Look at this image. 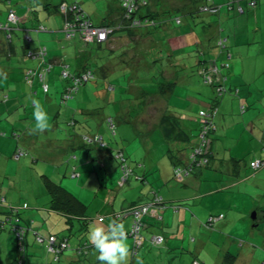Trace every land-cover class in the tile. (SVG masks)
<instances>
[{
  "label": "rangeland",
  "instance_id": "1",
  "mask_svg": "<svg viewBox=\"0 0 264 264\" xmlns=\"http://www.w3.org/2000/svg\"><path fill=\"white\" fill-rule=\"evenodd\" d=\"M61 1L63 0H50V2L56 4ZM67 1L71 2L73 0ZM78 1L83 4L88 16L95 24H99L106 18L109 10L112 9L116 12L118 10L117 3L119 2V0ZM196 1L148 0L147 5L150 7L151 12H157L154 6L158 10H169L165 16L174 19V24L169 26L170 29L163 27H160L159 30L151 29V32H153L152 37L157 42V45L153 43L149 49L145 50V55H143L141 61L142 63L146 62L145 64L141 63L136 68L137 70L132 71L130 68H118L122 64L120 61L116 62V65L113 62L114 68L108 71V78L105 77L106 79H112L110 80L111 85L116 87L117 93V98L109 104L112 107V113L119 121L115 119V122L112 118L115 124L112 127L109 122L110 118H107V123L113 132L111 147L114 148V151L119 148L124 149L126 153L125 157L128 160L127 163L132 170L130 179L120 185V180L123 178L122 174L119 178L117 177L116 181L111 180L113 172L109 171L107 173L105 169L98 167V165H96L97 168L92 167L88 172H84V174L88 173L91 176L89 180L85 181L81 179V176L72 177L69 172L70 170L66 173L59 169L55 171L54 168H51V171L47 174V167L44 163H33V155L29 154V151L24 147L22 148L28 152L27 155L22 154L21 159H14L12 157V161L15 164L17 163L15 167L9 166L8 170L11 173L13 172L12 174L6 170L7 163L1 161L0 181L4 180L3 185L0 183V186L4 187L1 196H6L7 199L2 204L6 206L5 208L13 206L15 209L18 208V212L22 214L26 213L28 215L31 213L33 215L28 216L27 222L21 221V223H28L29 225L31 230L29 231V236L30 238L32 237L31 244L33 240L36 243L34 235L36 229L39 233L45 235L55 232L60 237L64 235L68 236L74 247L78 245L76 242L78 243L80 238L86 239L87 237V228L83 229L81 227L78 229L81 225L78 220L72 225L66 222L63 214L50 208L51 197L47 192V182L52 181L62 185L74 195H76L75 193H80L78 195L87 205V214L92 218L89 221L91 223L97 221L96 219L99 218H95L96 215H104L97 212V206H100L102 199L97 194V189L101 181L105 182L107 180L110 188L119 190L118 211L122 210L125 197L131 196L132 193L143 194L144 191H141V188L146 187L148 191L150 187L152 188L151 185L157 191L162 190L164 192L168 190L172 191V194L179 195L202 194L201 197H205L204 206L206 214H199L193 209V206L191 207L190 219L193 222L189 220L186 225H180L176 221L177 219L172 217L174 215H170L173 219L170 222L171 225L161 219L156 222L158 224L155 227L150 226V229H144L145 244L140 247L138 255L133 257L134 262L130 253L129 264H137V257L143 260V264H194V260H199L203 264H224L228 261L231 264H262L264 260V167L258 166L256 167L258 171H255V169H250V164L253 161L257 162L259 159L264 158V35L260 37L258 42H254V34L260 33L259 30H256L255 32L252 31L253 34L249 39L245 34H239L236 40V30L238 29L235 30V25H233L236 14L231 11L240 8L239 5L246 7L249 0ZM110 4L112 6L109 7ZM188 4L189 6L196 4V7L194 6L195 8L189 10L186 8ZM202 5L205 6V9L201 7ZM173 6L180 8H173ZM190 12H194V15L191 16L190 14L192 13ZM54 13L55 15L59 14L58 16L61 19L62 15L59 11H56V8L54 9ZM157 14L160 15L162 13L158 12ZM188 17H191L189 19L192 20L191 26L184 25ZM207 21L215 25L211 29L212 32H217L221 26L225 28L224 33H228L233 41L231 44L225 45L229 51L226 52V55L223 54L224 62L221 63L219 61L218 63V69H221V75L218 77L223 78L224 85L226 86V91L223 95H220V104H218L213 117L214 124L218 129L212 134V138L214 137L212 145L218 156L214 159L216 161L215 164L211 167H204L206 169L203 168V174L201 175L203 179L200 176L196 179L190 177L189 180L187 179L182 183V181H178L177 178L173 177L174 166L170 157L166 154L169 146L174 147V142L180 143V141L165 140L162 136V131L159 129L152 136V143L150 141L148 144L151 146L152 151L148 152L146 146H143L142 140L146 138V127L143 122L137 120V116L144 105L141 104L139 98L134 97L135 93L131 91V84L141 85L149 81V84H153L154 86V83H151V81H159L160 78L158 79V77L163 75V69H165V74H169V69L174 68L171 61H169L170 58H174L172 61H174L179 69L180 82L175 83L176 86L173 85V94L168 97L171 100L169 113L176 114L180 117L179 119L185 117L187 125L195 124L191 118L196 115L197 121L201 111L210 109L211 100L209 98L216 97L217 93L215 89L217 87L205 81L204 72L206 73L209 69H213L217 64L210 60L204 63L210 56L207 53H202L201 47H204L201 41H199L200 45L197 46L192 36L188 39L187 33L191 31V35H198L204 30L203 24ZM162 23L158 22L157 24L161 25ZM261 23L264 29V21H261ZM186 28L189 31H186ZM255 29L256 27H254ZM173 33H175L174 35H185L186 44L194 49V53L188 52L185 54L182 51L172 54L170 49L179 47V44L174 43L176 39H173ZM67 40L71 42L69 39ZM195 40H198V38ZM188 42L191 44L189 45ZM83 44L84 42L81 40L80 45L87 51H92L96 46L86 45L85 47ZM141 45V42H139L135 48L136 50L130 51L131 55L127 56L126 60L136 64L139 55H136V53L135 55L132 54L133 52L140 51ZM119 50V53H115V51L108 53L118 57L120 53H124V49L118 48ZM97 51L99 50L97 49ZM217 51L219 52L220 49L217 48ZM73 56L76 58L75 55ZM86 56L89 59L88 63L91 65H97L102 60L93 53L91 55L87 53ZM213 57L212 59H214ZM67 61L68 63H72L75 60L69 56L67 57ZM183 62H186L184 68ZM164 64L167 66L165 67ZM105 78L97 80L103 81ZM58 79L60 82L66 81L61 75L58 76ZM94 79L89 81L93 82ZM35 80V84L38 85L37 81L39 79L35 78ZM166 88L167 86H164V89ZM150 89L153 92L157 90L155 87H151ZM162 89L163 87L160 89V93L163 95ZM249 91H251L250 94ZM105 104L103 102V105ZM125 105L126 108L130 106L133 108L132 119L127 118L126 120L121 113ZM201 108L202 110H200ZM108 112H110L109 109ZM116 129L118 133H115ZM117 144L122 146H115ZM185 145H188V143ZM176 151L174 150L173 152L175 153ZM67 153L69 152L67 151ZM25 158H27V162L23 164ZM73 158L76 157L73 156ZM234 159L242 162V164L246 163V168L243 169L244 172L242 174H250L253 171L252 177L244 178L242 182L235 184L228 182L229 176L226 174L228 170L226 168L227 162ZM117 163L116 161L115 170H118L120 173L123 170L121 169V165L118 166ZM20 170L21 173L18 174L17 172H20ZM80 171L83 172V169L80 168ZM146 173L147 183H143L141 180L136 181L137 179H135L137 184H130L135 175L140 174L142 177ZM50 174L56 176L57 180L48 178ZM64 183H67L68 186ZM186 184H189V186ZM217 198L220 199L217 200ZM222 199L226 200L222 201ZM173 203V200L168 202L171 206ZM171 210L175 211L174 208ZM254 211L257 212L256 219H253L251 216ZM221 212L224 213L225 217L217 222L213 229L199 225V218L205 217L207 219L209 214L219 215ZM192 214H195L196 220L193 219ZM222 223L224 226L219 227ZM5 232L7 233L8 231H0V240L1 236L6 234ZM159 232L164 234L166 239L162 244H155L151 241V238L154 233ZM0 246H2L1 243ZM33 246H35L32 248L33 252H30L31 255H27V258L29 257L33 263L64 264L65 254L62 253L59 260L55 261L54 254L48 251L45 244L41 245V247L37 245ZM5 251L0 248V264H20L23 261V257L10 261ZM227 253V259L225 260ZM16 254L15 248V252H10L8 256L13 257ZM83 264L96 263L83 261Z\"/></svg>",
  "mask_w": 264,
  "mask_h": 264
},
{
  "label": "crops",
  "instance_id": "2",
  "mask_svg": "<svg viewBox=\"0 0 264 264\" xmlns=\"http://www.w3.org/2000/svg\"><path fill=\"white\" fill-rule=\"evenodd\" d=\"M200 2L203 1L201 0ZM47 3L49 4L52 2H50V0H0V9L3 13V17L6 16L7 10L11 7L15 8L16 12L19 15V26H13V29H11V32L13 34V39L11 42L6 41L5 35L7 32H5V30L4 32L0 33V163L1 161L7 163L6 170L7 172L11 173L8 170L9 166L15 167V165H17V163L15 164L12 161V157L16 159L13 154L18 149L24 150L22 148L24 147L29 151V154L33 155V163H44V165L47 167V174L51 171V168H54L55 171L59 169L62 172L66 173L70 170V174L73 171H79V176H81V179L85 181L89 180L91 176H89L88 173L84 174V172H88V170H90L92 167L97 168L96 165H98V167H102V169H105L107 173L109 171H112L113 177L111 180L116 181L117 177L119 178L121 174L123 175L122 172L119 173L118 170H115L116 161L118 162L117 164L119 166V160L116 158V153L118 151H122L124 155H126V153L123 148H119L118 150L114 151V148L111 147L113 132L107 123V118H113L115 122V119H118L112 113V107L109 104L112 100L117 98V93L116 87L111 85L112 83L110 80L112 79H106L108 78L107 73L114 68L116 62L118 61L122 62V64L118 66V68H130L132 71L137 70L136 68H138V66L142 63L141 61L143 55H145V50L149 49L153 43L157 45V42L152 37L153 32L151 31L154 29L159 30L160 27L170 29L169 26L174 24V19H172L171 17H166L163 10H158V8L154 6V9L157 12L162 13L159 15L160 23L163 22L161 25L159 24V26L157 27L142 26L139 28H130L124 26L122 22L121 6L120 2H118V10L116 12L112 9L109 10V14L107 15V17L99 23L102 24V22L105 21L106 23H109L113 26V33L110 36L109 40L104 42L101 46H95L94 49L96 50L93 49L92 51H87L83 46L80 45L81 39L79 37H75L74 40H70L71 42L67 40L63 31L65 16L61 14L62 16L60 19V16H58L59 14L55 15L54 10L50 9L48 5H46ZM110 6H112V4H110L109 7ZM188 6L186 7L187 9ZM193 6L196 7V4H193ZM173 8L179 9L180 7L173 6ZM190 15L193 16V14ZM189 19H191V17H188L186 19L184 24L185 26H191L192 20ZM240 20L242 23H244V21L250 22V29L244 27L241 29V32H239V34H245L249 39L252 36L253 32L259 30L260 33H256L257 35L254 34V42H258L260 37L264 35V29L261 26V21H264V0H259L257 9V22L253 23L251 19H249L248 21L246 20V18H240ZM204 23L209 22L207 21ZM39 24H43L46 27V30H38L37 27ZM250 26L253 27V29ZM254 27H256L255 30ZM23 28H28L31 34L32 40L29 44H27L28 42L23 37ZM187 30L189 31L188 28H186V31ZM209 32V28L204 27V30L201 31L198 35H191V31L188 32L187 35L188 39H190V36H192L194 42L198 46L200 44V40L206 41L209 39ZM174 34L175 33H173L172 35L173 39H176L174 43L179 44V47L172 48L173 51L170 49V52L172 54H174L175 52L180 53L182 51H184L185 54H187L188 52L194 53V49L187 46L184 38L185 35L182 36ZM238 37L236 38V40L238 39ZM197 38L198 40H195ZM79 40L80 42H78ZM139 42H141L142 44L141 50H137L138 52H133L132 54L135 55L136 53V55H139L136 64H134L133 62H130L126 59L127 56L129 57L131 55L130 51L136 50L135 48L136 46H138ZM188 44L190 45L191 43L188 42ZM29 47L33 48L34 50L37 47H45L47 59L52 60L54 63L53 68L45 74V81L42 80L39 76V71H42L41 67L45 62L43 59L28 57L26 51L29 50ZM118 48L124 49V53H120L118 57H115L114 55H111V53H108L113 51H115V53H119L120 50L118 51ZM97 49L99 51H97ZM87 53H89L90 55L92 53H98L97 57L99 56L98 58H101L102 60L99 61L100 63H98L97 65H91L90 63H88L89 59L86 56ZM207 54L210 57L214 56L216 58L215 51H210ZM73 55H75L76 58ZM69 56H71L75 61H73L72 63H68L67 57ZM83 57H85V59H83ZM172 59L174 58H170L169 61H171L174 68L169 69V74H165V69H163V75L161 77H158V79L160 78V80L151 81V83H154V86L153 84H149V81L144 82L141 85L131 84V91L135 93L134 97L136 96L137 98H139L141 104L144 105L143 109L138 112L137 120H140L145 124L146 138L143 139L142 142L143 146H146L148 152L152 151L151 146L148 144L150 141L152 143V136L156 133L157 130L160 129V131H162V136L166 140L163 127L164 125H162V118H164L165 115L176 116L180 128L184 131L183 137L186 138V140L191 139L187 141H180V143L174 142V147L168 145L169 147L166 150V154L168 157H170L174 166V161H177L181 164H186L185 162L188 161L191 145H193L196 141H200L198 133L201 123L199 117L196 121V115L191 118V120L195 124L192 123L190 125H187L185 117L183 119H179L180 117L176 114L169 113V104L171 100L168 99V97L173 94L172 91L174 89L167 90V88L164 89V86L171 82H173L174 85L175 83L180 82L179 69L177 68V65L174 63V61H172ZM113 62H115V65L113 64ZM145 63L146 62H143L142 64ZM185 63L186 62H183V68ZM63 64H68L69 69L72 72H80L87 66H91L94 72H96V80L94 79L93 82L89 81L90 83L87 82L81 84L79 88L76 89L74 94L65 101L62 100L61 94L70 81L65 79L66 81L60 82L58 79V76L61 75V70L64 66ZM164 66L166 67L167 65L164 64ZM164 76L167 78L164 79ZM35 78L39 79V81H37L38 85L35 84ZM101 78H105V80H97ZM163 80L167 81V83H165V81ZM42 82L43 84H49L50 88L48 92H45L43 90ZM151 87H155L157 88V90L153 92L152 89H150ZM162 87L163 89L161 91H163V95L160 93V89ZM250 93L251 91H249V94ZM34 100L41 106H43L49 113L48 126L43 131L35 130V121L32 115L34 110ZM209 100L211 99L209 98ZM103 102H105L106 104L103 105ZM108 109L110 110V112H108ZM200 110H202V108ZM121 113L127 120V118H133L132 114L134 112L131 106L129 108H126L125 105ZM257 113L260 114L259 112ZM164 124L166 125V123ZM115 133H118L117 129ZM85 135L90 137L99 135L102 137V143L92 140L86 141L84 140ZM186 143H188V145H185ZM115 146L121 147L122 145L117 144ZM176 146L179 147L176 148ZM174 150L177 151L174 153ZM67 151L69 153H67ZM212 152L214 158L211 164L213 165L216 163L214 159H216V157L218 156V154H216L214 151L213 145ZM27 153L28 152L25 151L24 155H27ZM73 156L76 158H73ZM21 157L22 156H20L18 159H21ZM26 162L27 158L24 159L23 164H25ZM63 165L65 166L63 167ZM245 165L246 163L242 164V162L236 164H234V162L232 161L227 162L226 168L228 170L226 174L229 176L227 181L235 184L237 182H242L244 178L252 177L253 171L250 174H242V172H244L243 169L246 168ZM71 166L73 167L71 168ZM80 168L83 169V172L80 171ZM250 169L252 170V167H250ZM21 170L17 173H21ZM202 174L203 169H197L194 173L186 175V178L183 179L182 183L187 179L189 180L190 177H194L195 179L199 176L201 177ZM134 177L130 182V184L132 185L137 184L135 182V179H137L136 181L141 180L143 181V183L148 182L146 179L147 173L142 177L140 174H137ZM48 178L57 180V177L53 174H50ZM128 179H130V177ZM3 181H0L1 185L4 184ZM64 184L68 186L67 183ZM186 185L189 186V184ZM109 186L110 185H108V181L105 180V182H100L98 186L99 188L97 189V194L102 197L101 202L99 201L100 206H97V212H99V214L103 213L104 215H96L95 218L99 217L98 219H96L97 221L103 218L105 225H107V223L112 219H118L121 222L125 223L128 230L132 223V217L129 216V214L131 213V207L136 203H145L151 201L156 193L164 198L165 201L166 207L161 208V204L159 203L158 205L160 208L157 210V212L162 215H160V217H162V220L164 222L166 221L170 223L171 220H173L170 215H174L172 217H175V219H177L176 221H178L180 225H186L189 220L193 222L190 219V211L192 206L193 209H195V211H197L199 214H206L204 206L205 197H201L202 194H172V191L168 190H165L164 192L162 190L157 191L155 187H153V185H151L152 188L150 187L148 191L146 190V187L141 188V191H144L143 194L132 193L131 196L125 197L122 205V210L118 211L117 201H119V190L110 188ZM3 190L4 187L0 186V193H2ZM75 194V196L86 205L85 201H83V199L79 196L80 193ZM218 199L220 198H217V200ZM172 200L174 201V203L171 206L170 204H168V202H171ZM225 200L226 199H222V201ZM173 208L175 209V211L171 210ZM121 213L124 215L121 216L122 219H119L118 216ZM219 214H222V212ZM29 215L33 216L31 213H29L28 215L26 213L22 214V220L24 222H27ZM210 215L213 214H209V216ZM86 216L91 218V216L87 214V205ZM192 217L195 220L197 218L195 214H192ZM224 217L225 215L219 220H216L215 224L221 221ZM207 220L208 219H205V217L199 218V225L205 226L209 229H213L214 227L205 225V222ZM150 222L152 223L153 220L148 221V229L152 227ZM223 226L224 224L222 223L219 227ZM0 231L9 232H5L6 234L1 236V250H6L5 252L7 254V258L10 261H13L15 258L18 260L20 258V254L17 251L15 235L9 228H1ZM158 234H160V232ZM31 238L28 232L26 240V243L28 244V255H31L30 252H33L32 248L35 247L33 245H37L40 247L41 245H43L37 242L34 243V240L31 244ZM85 241H88L87 237L86 239L82 238L78 243L76 242V244L84 243ZM128 241L129 247L130 249H132L133 239L128 237ZM144 244L145 236L143 245ZM73 247L74 246H72V248ZM15 248L17 254L13 257L8 256L10 252H15ZM72 248L65 250V252H62L63 254H65L64 264H83V261H90L96 264H100V262L96 259L97 253L93 247H91L89 252L85 255H78ZM138 253L136 255H138ZM131 254L132 260L134 262V254L132 253V251ZM25 262H29V264H35L29 257L28 260L26 258ZM201 263L203 264V262Z\"/></svg>",
  "mask_w": 264,
  "mask_h": 264
},
{
  "label": "trees",
  "instance_id": "3",
  "mask_svg": "<svg viewBox=\"0 0 264 264\" xmlns=\"http://www.w3.org/2000/svg\"><path fill=\"white\" fill-rule=\"evenodd\" d=\"M119 2H120V6H121V19H122V22H123L124 26L130 27V28H132V27H138L139 28V27H142V26H151V27L159 26L157 24L158 22L160 23V21H159L160 20V18H159L160 16H158L159 14H157L158 12H155V11L151 12L150 11V7L148 5L147 6L144 5L143 7H140L139 9L134 10V11H132L130 13V12H128L126 7L123 5L122 0H119ZM63 4H68V5L77 4L78 7L80 8V10H82V12L85 13V16L88 17L90 19V21L94 25H102V26H105V27H108L109 29H111V32L109 33L108 38L106 40L101 41V42H98L97 40L87 41L86 39L83 38V36H82V34H81V32L79 30H77L72 37L68 38L66 36L65 24H64V30L63 31H64V34H65L67 39L74 40L75 37H79L84 42L85 46L86 45H88V46H90V45L101 46L104 42L109 40L110 36L113 33V29H114L113 26L111 24H109V23H106L105 21L102 22V24H95L91 20V18L88 16L86 10L84 9V7H83V5H82V3L80 1L73 0V1L69 2L67 0H63V1L59 2L58 4H52V3L48 4L47 3L46 5H48V7L50 9H52V10H54L56 8V11H59L61 14H63L65 16V22H66L71 17L72 12H70V14H67L66 12H64L62 10V8H61V6ZM258 4H259V0H249V2L247 3L246 7L245 6L242 7V6L239 5L240 8H238L237 10L231 11V12H235V14H236V19L234 20V24H233V25H235L234 26L235 30L238 29V30H236V36H235L236 38L238 37V34H239V32H241L242 28H244V27L249 28V25H250V22H247V21H244V23H242L240 18H246V20H248V21H249V19H251L253 21V23L257 22V9H258L257 7H258ZM201 7L204 8L205 6L202 5ZM193 8H195L193 5L188 7L189 10H191ZM11 11L16 12V9L12 8V7L9 8L7 10V12H6V16L3 17L2 16L3 13H2V11L0 9V22L2 24H4V25L9 23V27L4 28L2 26V28H0V33L4 32V30H5V32H7L6 35H5V38H6L7 42H11L12 39H13L12 38L13 34L11 32V29H13V26H16V25L19 24V15H18L17 12H16V14L18 16V20L16 21V23H13V22H11L9 20V15H10ZM163 12L166 14L167 12H169V10H165ZM190 13H192L194 15V12H190ZM233 16H234V14H233ZM41 25H43V24H39L37 28H39ZM214 26L215 25L213 23L211 25V22L203 24V27L209 28L210 32H209V39L208 40H206V41L205 40H200L202 45H203V47H204V48L201 47V51H202L203 54L204 53H209L210 51H213V52L215 51L216 58L213 57L214 59H212V57H210L209 59H206L204 61V63H207L208 60H210L211 62L214 60L213 63H216L217 67H219V64H218L219 62H217V61H221V63L224 62L223 54L226 55V52L229 51V50H227V46H225V45L231 44V42H233V41L231 39V36L228 33H226V34L224 33L225 28H222L221 26L218 28L217 32H215V33L212 32L211 29ZM251 28L253 29V27H251ZM43 30H46L45 26H44ZM23 31H24L23 32V37L28 42L27 44H29L31 41L27 40V38L25 37V34H29V35H31V34H30L28 28H23ZM38 48H40V47H37L36 49H38ZM217 48L220 49L219 52L217 51ZM31 50H34V49L29 47V50L26 51L27 56L30 57V58H32V56H29L28 53ZM46 55H47V53L44 56L42 55L43 60H44L45 63L41 67L42 71H39V76L44 81H45V74L47 72H49L54 66L53 61L52 60H48ZM95 55L97 57L98 53L95 54ZM219 56H220V59H219ZM39 59H41V58H39ZM99 59H101V58H99ZM63 65L64 66H63V68L61 70V76H62V78L70 81L67 84V86L65 87V89L63 90L62 94H61L62 100L65 101V100H67L68 98H70L74 94L76 89H78L81 84L87 83L89 80L94 79L95 75H96V72H94V70H93V68L91 66H87L84 70H82L80 72H72L69 69V65L68 64H63ZM219 70L221 71V69H219ZM89 71L92 73V77L90 79H88V80H82V77L85 75V73H87ZM209 71H210V69H209ZM209 71H207V72H209ZM65 72H67L66 75H65ZM204 74H205V72H204ZM75 79H80L81 81L77 82V81H75ZM205 81H206V79H205ZM206 82L209 83V84H214V87H218V85H219V84H216V82H213V83H210L208 81H206ZM46 84L48 85V89L45 90V88L43 86V90L45 92H48L50 86H49L48 83H46ZM173 85H174L173 82L166 84L167 90H171ZM225 88H226V86H225ZM215 90H216V93H217V88ZM220 95H223V94H218L217 93L216 97L214 96V98L211 99V108L212 109L216 108L218 106V104L220 103V98H221ZM164 123H166V125ZM162 125H164L163 127H164V133H165L166 139H168V140H177V141L191 140V139H187L186 140V138L183 137L184 131L180 128V125H179V122H178L176 116L165 115L164 118H162ZM189 137H191V136H189ZM199 144H200V141H196L193 145H191V150L189 152L188 161L185 162L186 164H181V163H179L177 161H174V167L176 165H180V164L181 165H186V166H191V168H192L191 174L194 173L195 170H197V169H203L204 167H211L212 166L211 163H212V160L214 158L213 152H212V147L208 148L207 152H203L202 155H200L196 160H192L191 154L194 151V149L199 146ZM13 156H14V154H13ZM205 159H206V161H205ZM259 160L261 161L260 167H264V158H261ZM232 162H234V164L239 163V161L236 160V159L232 160ZM254 162L255 161H253L252 163H254ZM119 165H120V162H119ZM250 167H252V170L255 169V171H258L256 166H254L253 164L252 165L250 164ZM122 173H123V171H122ZM74 174H76V175H74ZM131 174H130V176H131ZM79 175H80V172H78V171H73L71 173V176L74 177V178L75 177H79ZM47 187H48L47 191H48V193L50 194V197H51L50 208L52 210H54V211H57V212L63 214V216L65 217L66 222L71 223L72 225L74 224V222L76 220H78L79 224H81L78 227V229L81 228V227L83 229L84 228H88L90 217L86 216V205L79 198H77L72 192H70L67 188H65L62 185H59L57 183H54V182L50 181V182H47ZM156 194L158 195V193H156ZM156 194H155V196H156ZM155 196H154V198L151 201H154ZM6 200H7L6 196H3V195L1 196V193H0V205H1L0 206V229L1 228L2 229H8L9 228L11 230V232L15 235L17 251L19 252L20 257H23L22 258L23 261L20 264H27L25 262V260L27 258V255L29 254V252H28V244L26 243V240H27V234L31 230L29 228L28 223H26V224H21L20 223L21 220H22V213L18 212V210H19L18 208L15 209L13 206H10V208H5L6 206H3L2 202H5ZM145 203H147V202H145ZM138 204H142V203H136L131 208H133L135 205H138ZM160 204L161 205L165 204L164 198H162ZM161 205H160V207H161ZM160 207H159L158 204H155V209L158 210ZM175 207H178V206H175ZM157 210H156V213L152 214V212H151L150 214H147V215L144 216V220H145L144 221V226L141 229V233H142L143 236H144L143 230L149 227L148 221L153 220V222L152 223L150 222V224L152 226H156V224H157L156 222H158V221H160L162 219V217H160L161 214L159 212H157ZM123 215L124 214H122V213L119 214L118 218L122 219L121 216H123ZM129 216L132 217V223H131L130 228L128 229V232H130V230L132 229L133 221H134L133 215L129 214ZM216 216H218V215H210L207 219L209 220L210 217H216ZM208 220L205 222V225L214 227L215 222L213 221L214 222L213 224H208L207 223ZM15 225H19V227H23L25 229V230L22 231L21 236H19V234H18V232H20V230H17L16 227H14ZM154 234H156V233H154ZM160 234L163 235L162 233H160ZM34 235H35V242H37L39 244H45L47 246L48 251L54 254L55 261L59 260L60 255L62 254V252H65V250L70 249L73 246L72 243L70 242V238L68 236L64 235V236L60 237L55 232H50L48 235H45L43 233H39L37 231V229H36L34 231ZM38 235H41V236L45 237L46 239H48L50 236L54 235V236L57 237L58 242L67 240V244L68 245L65 248H62L61 251L52 252L48 248V244H49L48 241L47 240L44 241V242L39 241L37 239ZM128 237H130V236H128ZM130 238H132V237H130ZM81 239L82 238H80L79 241ZM165 239H166V237L164 236L163 242L165 241ZM163 242L155 243V244H162ZM91 247H92L91 244L88 241H85L84 243H79L77 246L73 247L72 249L78 255H82V254H87ZM60 248H61V246H60ZM227 255H228V253H227ZM227 255H226V259H227ZM135 256L136 255H134V257ZM27 260H28V258H27ZM48 264H53V263H48ZM224 264H231V263H230V261H228V262H225ZM262 264H264V260H263Z\"/></svg>",
  "mask_w": 264,
  "mask_h": 264
},
{
  "label": "built area",
  "instance_id": "4",
  "mask_svg": "<svg viewBox=\"0 0 264 264\" xmlns=\"http://www.w3.org/2000/svg\"><path fill=\"white\" fill-rule=\"evenodd\" d=\"M123 5L126 7L128 12H132L134 10L139 9L140 7H143L144 5H147V0H122ZM62 10L66 12L67 14H70L72 12L71 17L65 22V31H66V36L68 38L72 37L74 33L79 30L83 36L84 39L87 41L91 40H97L98 42L104 41L108 38L109 33L111 32V29L108 27L102 26V25H94L88 17L85 16V13L80 10L77 4H63L61 6ZM9 20L13 23H16L18 20V16L16 12L11 11L9 15ZM9 27V23L7 24H2L0 22V28ZM44 26L41 25L38 30H43ZM25 37L27 40L31 41L32 37L29 34H25ZM46 54V48L45 47H40L35 50L29 51L28 55L32 56L34 58H41L43 59L42 55L44 56ZM211 72V73H210ZM67 72H65V75ZM220 70L218 69L217 66L211 68L209 72L205 73V78L206 81L213 83L216 82V84H219L217 87V93L218 94H223L226 91L225 85L223 78H220ZM92 77V73L89 71L85 73V75L82 77V80H88ZM75 81L79 82L81 81L80 79H75ZM45 90L48 89V85L46 83L43 84ZM215 115V108L214 109H208V110H203L200 113L199 119L201 123V128L199 130V139H200V144L198 147L194 149V151L191 154L192 160H196L200 155H202L203 152H207L208 148H210L211 144V138H210V131L214 128V122H213V117ZM109 122L112 127L115 126L114 121L112 118L109 119ZM84 140H92V141H98L102 143V137L99 135L95 136H84ZM25 153V150L18 149L15 153L14 156L16 158H19L22 154ZM116 158L119 160L121 168L123 170V178L120 180V185L125 183V181L130 177V174L132 173V170L130 169V166L127 163V159L125 155L123 154L122 151H118L116 153ZM206 161V159H205ZM261 165V161L254 162V166L258 167ZM191 166H186V165H176L174 167V177L178 179V181H183L186 175L191 173ZM76 175V174H74ZM4 200V199H3ZM162 197L159 195L155 196L154 201H149L147 203H142L135 205L133 208H131V213L133 215L134 221H133V226L130 232H128V236L132 237L133 239V245H132V253L134 255L137 254L138 250L144 243V236L141 233V229L144 226V216L147 214H150L151 212L156 213L155 209V204L161 203ZM224 215L219 214L216 217H210L208 220V224H213L216 220H219L222 218ZM214 221V222H213ZM17 230H20L18 232L19 236H21L22 231L25 230L23 227H19V225H15ZM18 227V228H17ZM37 239L41 242L48 241V248L52 252H58L61 251L62 248H65L67 244V240L65 241H60L58 242V239L56 236L52 235L48 239L45 237L38 235ZM164 237L161 234H154L151 238V241L154 243H161L163 242ZM61 246V248H60ZM194 264H202L199 262V260H194Z\"/></svg>",
  "mask_w": 264,
  "mask_h": 264
},
{
  "label": "clouds",
  "instance_id": "5",
  "mask_svg": "<svg viewBox=\"0 0 264 264\" xmlns=\"http://www.w3.org/2000/svg\"><path fill=\"white\" fill-rule=\"evenodd\" d=\"M33 104L35 130L43 131L48 126L49 113L35 100ZM86 234L88 242L96 250V259L100 264H129L131 249L125 223L112 219L105 225L101 218L98 222L89 223ZM137 264H143L139 257Z\"/></svg>",
  "mask_w": 264,
  "mask_h": 264
},
{
  "label": "flooded vegetation",
  "instance_id": "6",
  "mask_svg": "<svg viewBox=\"0 0 264 264\" xmlns=\"http://www.w3.org/2000/svg\"><path fill=\"white\" fill-rule=\"evenodd\" d=\"M210 109H212L211 107H210ZM217 109V107L215 108V110ZM214 122V121H213ZM200 128H201V126H200ZM216 129H217V127H216V125L214 124V128L210 131V133H209V135H210V138H211V144H210V147H212L211 145L213 144V138H212V134H213V132L214 131H216ZM200 130V129H199ZM199 134V133H198ZM253 165H254V163H252Z\"/></svg>",
  "mask_w": 264,
  "mask_h": 264
},
{
  "label": "water",
  "instance_id": "7",
  "mask_svg": "<svg viewBox=\"0 0 264 264\" xmlns=\"http://www.w3.org/2000/svg\"><path fill=\"white\" fill-rule=\"evenodd\" d=\"M161 207H166V205L165 204H163ZM252 218L253 219H256L257 218V212L256 211H254L253 213H252ZM164 237V236H163Z\"/></svg>",
  "mask_w": 264,
  "mask_h": 264
}]
</instances>
